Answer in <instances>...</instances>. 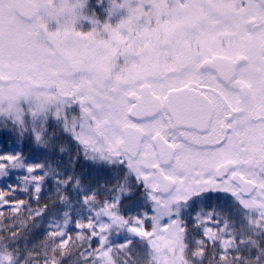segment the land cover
<instances>
[{"label": "snow or ice", "instance_id": "6c2138e0", "mask_svg": "<svg viewBox=\"0 0 264 264\" xmlns=\"http://www.w3.org/2000/svg\"><path fill=\"white\" fill-rule=\"evenodd\" d=\"M85 7L0 0V131L13 138L0 181L15 177L0 189V216L42 219L49 206L33 210L19 192L39 203L50 181L57 193L80 184L74 170L51 169L45 136L55 127L97 174H83L74 215L48 223L54 252L69 246L74 222L91 264H131L138 240L158 264H188L189 239L201 258L211 245L215 264H264V249L244 238L264 239V0H101L91 16ZM238 36L259 41V60L229 50ZM0 264H19L16 250Z\"/></svg>", "mask_w": 264, "mask_h": 264}, {"label": "trees", "instance_id": "16d2710c", "mask_svg": "<svg viewBox=\"0 0 264 264\" xmlns=\"http://www.w3.org/2000/svg\"><path fill=\"white\" fill-rule=\"evenodd\" d=\"M103 2L105 5L107 4V0H103ZM100 3L101 0H86V7L84 9L85 15L91 16L93 13H97ZM97 18H99V16ZM100 22L103 24L102 19ZM82 24V31L84 32H88L92 27L87 20L83 21ZM45 140L48 142L50 151L53 153L50 157L51 169H59L65 174H67L65 172L66 169L68 171L74 170L75 177L80 179V184H78L76 188L69 185L67 189H61L60 193H57L56 185L54 182L50 181L45 185L43 194L39 198V203H37L34 197H30V193L26 194L19 192L16 195L17 201H29L30 207L33 210L47 204L51 211L48 216L42 219L31 218L33 213L28 211H24L19 216L4 212V215L0 216V258L16 250V254L19 257V264H49L47 257L52 256H55L57 259H62V264H91L90 259L85 262L84 259L80 258V252L87 247L86 234H81L85 236V238L78 236L74 222L69 226V235L72 237L69 246L60 251H53L56 244L46 235V231L50 221H59L62 225L65 219L63 216L65 211H68L70 215H74V210L80 207L77 189L87 186L89 178L96 176L97 173L94 170L92 162L86 159L82 153L77 156L74 145L60 135L55 127H49ZM12 144L13 138L9 137L5 132L0 131V150H4L7 146H11ZM61 148L64 149L62 153L60 151ZM24 151L27 154L29 149L25 148ZM37 156L39 159H43L42 154L37 153ZM113 171H116L115 166H113ZM83 174H87L89 178H85ZM121 177H123V173H121ZM100 179L101 182L104 181L103 177ZM14 180L15 178L13 176L11 180L1 181L0 189L4 188L6 184L13 183ZM132 183L134 182L130 180L127 182L126 186L130 187ZM112 186V184L107 185L108 188ZM141 192H143V189H141ZM61 196L64 197L63 203H61L60 200ZM100 199H103V196H101ZM212 203L217 204L216 201H212ZM217 206L219 207V205ZM203 207L206 208L207 205H203ZM220 210L229 215L231 211H234V209L230 210L228 206H223ZM5 226H8L7 231L4 230ZM148 228L151 230V225H148ZM12 233L18 234L15 241H10L8 239ZM244 238L253 241L257 247L264 249V239L261 237L246 235ZM113 243L118 245L123 243V241L119 239L118 241H113ZM186 244L187 247L184 258L188 261V264H215L213 254L216 250L213 249L211 245L207 248L206 254L201 258L193 255L198 249L191 242V239H189ZM93 247H96V245L94 244ZM154 254L155 250L146 240H138L133 251L129 254L131 257V264H158ZM241 254L246 256L249 260H252L256 255L255 251L252 250L245 251ZM232 255H237V253H231L229 258H231Z\"/></svg>", "mask_w": 264, "mask_h": 264}, {"label": "rangeland", "instance_id": "374dc122", "mask_svg": "<svg viewBox=\"0 0 264 264\" xmlns=\"http://www.w3.org/2000/svg\"><path fill=\"white\" fill-rule=\"evenodd\" d=\"M195 15L196 14L193 13V21L192 22H195ZM69 42L72 43L71 40ZM229 50L234 52V53L241 54V55L246 53L254 61L260 59V43L255 38H250V37L246 38V37H243V36L230 38ZM249 80L254 85H258L259 84V78L256 76V72L255 71L249 73ZM152 162H155V161H152ZM112 239H113V241H118L119 240V238H117L116 236H113ZM165 239H167V237ZM161 252L167 255L168 254L167 253V246H162ZM156 255H157V253L155 252V254H154L155 258H156Z\"/></svg>", "mask_w": 264, "mask_h": 264}, {"label": "water", "instance_id": "95a60500", "mask_svg": "<svg viewBox=\"0 0 264 264\" xmlns=\"http://www.w3.org/2000/svg\"><path fill=\"white\" fill-rule=\"evenodd\" d=\"M193 115L196 118H199L200 111L198 108L193 109ZM126 139L134 146L137 140V134L134 131H130L126 137Z\"/></svg>", "mask_w": 264, "mask_h": 264}]
</instances>
